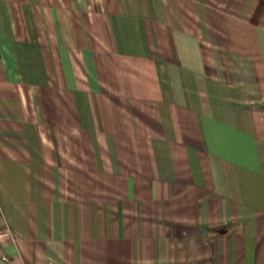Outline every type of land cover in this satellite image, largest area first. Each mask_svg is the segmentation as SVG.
Returning a JSON list of instances; mask_svg holds the SVG:
<instances>
[{"label": "crops", "instance_id": "crops-1", "mask_svg": "<svg viewBox=\"0 0 264 264\" xmlns=\"http://www.w3.org/2000/svg\"><path fill=\"white\" fill-rule=\"evenodd\" d=\"M0 264H264V0H0Z\"/></svg>", "mask_w": 264, "mask_h": 264}]
</instances>
